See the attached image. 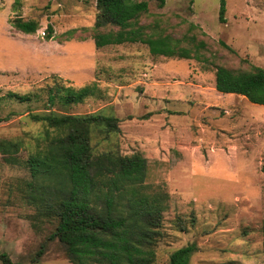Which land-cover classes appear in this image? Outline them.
Wrapping results in <instances>:
<instances>
[{
	"label": "rangeland",
	"instance_id": "obj_1",
	"mask_svg": "<svg viewBox=\"0 0 264 264\" xmlns=\"http://www.w3.org/2000/svg\"><path fill=\"white\" fill-rule=\"evenodd\" d=\"M147 1L139 18L147 33L170 35L194 58L153 55L142 42L96 46L97 0H0V138L24 142L11 160L0 153V251L17 264H74L48 238L56 224L33 217L23 191L24 162L44 129L30 114L46 109L55 78L99 88L52 109L117 116L121 131L111 142L94 135L95 148L140 152L149 190L169 194L154 264H170L171 253L189 243L197 245L189 264L264 263V104L215 86L218 65L264 67V0H226V22L221 0ZM18 16L37 21L38 30H18ZM10 92L34 95L22 102Z\"/></svg>",
	"mask_w": 264,
	"mask_h": 264
},
{
	"label": "trees",
	"instance_id": "obj_2",
	"mask_svg": "<svg viewBox=\"0 0 264 264\" xmlns=\"http://www.w3.org/2000/svg\"><path fill=\"white\" fill-rule=\"evenodd\" d=\"M157 2L163 7L166 0ZM97 10L93 38L98 47L142 42L153 55L184 59L196 55L168 34L147 33V26L139 21L149 10L147 0H97ZM225 11L226 0H221V22H226ZM12 22L24 33H35L39 28L37 21L21 16ZM107 27L111 29L102 31ZM53 32L49 25L46 37L52 38ZM74 32L72 29L66 34L72 36ZM222 44L232 49L225 42ZM197 45L198 49L206 47L204 41ZM54 82L45 90L46 109L30 114L34 121L44 124L35 150L24 162L30 177L23 191L26 201L36 209L33 217L56 224L48 238L58 240L74 264H154L169 194L149 190L148 160L140 152L123 154L113 146L95 148L94 135L101 134L111 142V134L121 131L117 116L101 112L60 113L52 109L56 105L71 107L96 94L99 88L95 84L76 88L60 84L56 78ZM215 86L218 91L264 104V67L235 69L218 65ZM9 94L22 102L32 100L34 95ZM4 119L0 117V122ZM22 145L23 140L0 138V153L11 160ZM44 246L43 243L37 257L44 252ZM196 250L195 243L179 247L171 253L170 264H189ZM0 261L17 264L1 251Z\"/></svg>",
	"mask_w": 264,
	"mask_h": 264
}]
</instances>
